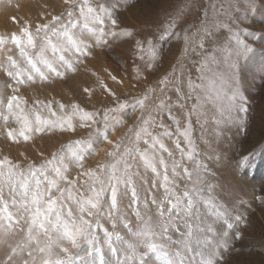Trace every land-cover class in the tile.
I'll list each match as a JSON object with an SVG mask.
<instances>
[{
	"label": "snow or ice",
	"instance_id": "snow-or-ice-1",
	"mask_svg": "<svg viewBox=\"0 0 264 264\" xmlns=\"http://www.w3.org/2000/svg\"><path fill=\"white\" fill-rule=\"evenodd\" d=\"M198 2L184 0L161 35L183 39L184 59L193 51H200L201 69L220 66L212 89L222 113L217 122L222 141L223 125H231L241 133L248 128L249 107L238 83L237 68L251 46L231 21L242 7L252 10L256 0H248L247 5L242 0H223L219 8L213 6L210 16L205 14L198 23L181 29L185 15ZM117 6V0H59L51 6L56 14H48L46 22L33 25L25 21L18 32L0 34V73L4 77L0 79V135L9 145L31 144L38 153L33 158L27 151H20L23 161L0 154V264H229L233 241L245 237L242 226L244 229L251 226L246 211L234 213L217 200L216 190L222 186L210 178L213 173L208 162L219 161L222 154L207 137L204 139L209 143L208 151L200 154L198 150L192 119L202 118L205 111V102L199 99L190 105L185 103L186 119L182 124L173 114V99L165 95L158 101L156 110L167 113L174 122V130L163 123V116L160 135L153 132L155 120H148L135 130L137 144L142 141L147 150L137 151L135 159L154 174L152 188L163 189L162 198L153 195L151 201L157 207L156 219L145 215L149 211L138 206L132 157L128 155L133 149L118 152V158L110 162V169L106 171L112 179L106 187L100 188L95 182L94 167L85 169L86 157L100 147L93 145V137L100 135L105 143L109 142V127L114 132L116 125L124 124L119 113L127 107V102L105 108L102 128H93L87 139L78 137L61 143L47 159L44 151L36 147L38 138L51 140L57 134L75 132L73 117H61L57 112V107L61 112L68 110L69 105L63 100L54 103L53 98L43 102L32 99L29 106L21 89L42 88L56 80L67 83L69 74H78L79 65L93 55L96 47H112L110 39L116 42L129 37L135 41L141 61L154 63L158 59L152 38L141 40L133 28L121 26ZM40 15L44 16L45 12ZM11 20L18 22L16 16ZM222 30H227L231 42L206 51V42L216 39ZM182 66L181 62L180 69ZM137 73L139 76L138 69ZM178 77L180 84L172 90L177 99L183 95L186 100L192 79L182 70ZM112 78L117 80L115 76ZM98 81L106 93L115 95L102 78ZM161 85H164L161 93L166 92L168 82L162 80ZM76 87L89 100L95 93V88L89 85ZM153 91L148 88V93ZM68 92L71 95L73 89ZM146 99L147 96L135 103L142 109ZM41 103L48 107L46 117L41 114ZM81 107L79 100L71 103V111L82 121V126L96 124L100 113L91 109L81 111ZM175 107L179 108L180 104ZM163 137L172 138L179 153L171 166L164 159V153L173 157V152ZM249 159L243 156L239 167L247 166ZM81 178L90 184L89 192L80 188ZM121 185L130 189L133 204L137 205V222L123 221L128 229L127 237L118 229L122 222L118 205ZM229 194L235 199L236 209L248 204L243 198H236L235 193ZM255 199L264 205V195ZM106 200L108 207L103 209ZM202 205L211 211V222L203 217ZM174 233L178 234L175 239Z\"/></svg>",
	"mask_w": 264,
	"mask_h": 264
},
{
	"label": "rangeland",
	"instance_id": "rangeland-1",
	"mask_svg": "<svg viewBox=\"0 0 264 264\" xmlns=\"http://www.w3.org/2000/svg\"><path fill=\"white\" fill-rule=\"evenodd\" d=\"M144 1L149 4H153L155 0H132L133 3L131 4L133 9L139 10L142 2ZM214 1L216 0H201V4L189 13L188 25L196 24L200 20L204 19L205 14L208 13L209 5H211ZM57 3H59V0H0V34L10 35L12 32H18L19 29L24 26L25 21H28L33 25L41 21L46 22L48 14H56L55 10L51 6ZM46 5L48 7H45ZM41 12H45V15H40ZM245 15L246 17L244 16V19L239 21L236 27L240 29L241 35L250 44L251 51L246 56L242 57L244 58V61L247 62L246 69L243 73L238 71L237 78L238 81H241L242 77L245 78L241 84V90L247 98V105L249 107V111L246 114L248 117V128L246 132L241 133L231 125H227L223 140L219 143L213 144V147L222 154L221 159L219 161H209L208 163L213 173L210 178L214 180V183L218 182L222 186V188H218L216 190L215 195L217 200L222 202L234 213L241 210L246 211L248 213L247 219L251 225L246 229L242 226V230L246 233L245 237L241 240L233 241V248L229 256V264H264V205H262L259 200L255 199V197L264 195V1L262 2V0H256L254 8L246 11ZM13 16L18 18L17 23H13L11 20V17ZM161 34L162 30L158 29L151 36L157 46V49H164L168 45L166 42L167 38L165 40V37H162ZM216 39L217 41H220L221 36L217 35ZM115 43L112 42V47L110 48L107 47V45L103 48L96 47L93 55L88 57L79 65L78 74L70 73L67 83H62L61 80H56L53 83L46 84L45 88L47 91L51 93L52 96L60 98L58 93L64 96H69V89L79 91L76 87L77 85H85L87 82H92L94 83L93 88H95L93 103L96 111L100 113V117L97 118L98 120L102 121V115L105 108L115 107L117 104L125 101H127V107L119 113L121 121L129 120L130 118L134 119L135 117L140 116L141 112H143V115L146 117L148 115V110L145 111V109H141L135 101L143 99L146 95L151 94L148 93L149 87L153 88L155 91L156 82L154 80H150L145 86L143 85L144 87L129 83L124 77V74L126 73L125 70L119 68V65H121L120 63L123 61V58L125 62L131 65V54L125 53L124 56L114 54L113 50L115 51V47H117V44ZM255 49L258 50V60L255 58L249 61L250 55H252V52ZM183 50L184 48L169 67V71L161 76L159 80L163 79L165 75H173L176 73V69H178L181 62L185 60L182 55ZM99 53L102 57L107 59L108 62L119 69L120 75L122 74L119 80L124 83L123 85H120L117 80L113 81L111 80V77L102 74L101 70H99L101 73L97 71L96 56H98ZM166 56L171 57L172 55L166 53ZM198 58L199 56H197V61ZM142 62L143 63H140L138 66L139 68H143L146 65L144 61ZM239 64H243V61ZM134 69L135 67H132L133 73L135 74L137 72H134ZM93 73L96 74V83L98 85L94 82L93 75H88ZM97 76L102 78L103 81L107 83L108 87L115 93V95L106 93L104 89L99 86ZM3 78V74L0 73V79ZM244 89L246 91H244ZM41 91V88L21 89V93L29 100V106L31 105L33 95H39ZM156 98V96H153L151 100L145 102L144 104L148 103L151 105L150 107L153 108L156 106V104H154L156 102ZM193 102L194 100L191 101V103ZM149 111L151 112V110ZM173 114L177 115L183 124L186 119V115L178 111H173ZM152 115L158 122H161V117L163 116V123L174 130V122L168 118L167 113H162V111L158 110L156 114L152 113ZM192 123L194 139L201 147L202 152L208 151L199 139L200 130L195 117H193ZM102 127L103 123L98 125V128ZM116 127L118 128L119 125H116ZM228 128H230L229 131H227ZM0 130H2V126H0ZM153 132H162L159 124L153 128ZM109 134L110 136L112 134L111 126L109 127ZM97 136L100 137V139H97ZM97 136L93 137V139L96 138V140H93V145L102 147L103 136ZM163 139L169 149L170 145L177 152L173 153V157H169L166 153H164V159L168 161L169 166H171L172 159H178L179 153L174 147L172 138L163 137ZM36 147H41V141H36ZM140 147L145 148L146 145L141 141ZM20 151H27L33 158L38 155L36 148H34L31 144L24 147H18L14 144L9 145L5 141L3 135H0V154L9 155L14 160L18 159L23 161V157L19 156ZM243 156H249L250 159L248 160L247 166L239 167V161ZM136 160L137 165L132 168V172L133 182L135 184L139 200L138 206L142 210L149 211L145 215L153 216V218L156 219L158 218L157 207L153 205L151 201L153 195H155L157 199L162 198L163 189L160 188L157 191L152 188V183L155 179L154 174L150 169H146L139 159ZM158 160L159 155L157 156V161ZM73 177H75V174H73ZM229 193H235L236 198H243L248 201V204L244 205L241 209H236L234 207L235 199ZM145 203H147L146 209ZM118 205L122 220V222L118 225V229L120 230L122 236L127 237L128 229L124 227L123 221H131L132 224L137 222L135 215V208L137 205L133 204L130 189L124 185H121L119 191ZM107 207L108 201L106 200L102 205V208L107 209ZM201 212L203 217L211 222V211L205 209L202 205ZM217 228L219 229V225H217ZM173 237L174 239L177 238L178 234L174 233Z\"/></svg>",
	"mask_w": 264,
	"mask_h": 264
},
{
	"label": "clouds",
	"instance_id": "clouds-1",
	"mask_svg": "<svg viewBox=\"0 0 264 264\" xmlns=\"http://www.w3.org/2000/svg\"><path fill=\"white\" fill-rule=\"evenodd\" d=\"M219 2V0H218ZM154 46L156 45L153 41ZM135 55H137V52H135ZM199 56L200 59L198 61L193 59V56ZM160 57L158 56L159 61ZM185 60L187 63H183L182 70L185 76H190L192 79V86L188 88L187 90V99L185 100V97L181 95L179 99L177 97L172 101L173 103V109H177L175 105L177 103L180 104V107L178 108L180 113H186L187 108L184 106L185 103L190 104L191 101L194 99H199L200 101H204V108L205 111L202 114L201 117H197L196 123L199 125L200 135L199 139L202 142V144L205 146V148L208 150L209 143L205 142V137H207L208 141H214L215 143L221 142L220 133L218 131L217 122L219 121L222 113L220 109L219 102L213 95V89L212 84L214 83L215 79L218 77V74L220 72V66H211L205 69H201V54L200 51H193L190 53ZM152 62L144 61L146 64L147 70L151 69V71L154 70V65H156ZM162 63V62H161ZM161 64L156 65L155 70L159 71ZM195 68L196 76L193 77L191 69ZM139 73L141 72L140 68H137ZM137 71V70H136ZM112 78V77H111ZM99 77H97V80ZM113 79V78H112ZM167 81L168 82V91H172L173 87H178L180 84V80L178 76H172L171 74L165 75L163 79L159 80L158 83L161 85V82ZM199 81V83H197ZM42 91L39 95H33L32 99H40L42 102L45 99L53 98V102L55 103L57 100H63L66 105H69L68 110L61 112L60 108L57 107V112L60 113L61 117L71 115L73 117V123L75 126L76 131H66L62 136L57 134L56 137H53L51 140L49 139H40L37 140L41 141V147L40 150L44 151V158L47 159L49 157L50 152H56L59 148L61 143H66L69 140H75L78 137H83L85 139L88 138L89 132L93 128H98V125L102 124L103 121L97 120L96 124L91 126H82V121L75 118V113L71 111V103L75 100H79L81 107V111L84 109H91L96 110L95 105L93 103V97L89 100L88 97L81 94L79 91H76L73 89V92L69 96H64L60 93L58 95L60 98H57L56 96H52L51 93L47 91L45 86H43ZM55 90V89H54ZM167 96V94H165ZM94 96V95H93ZM127 102V101H125ZM143 109V108H142ZM41 114L43 116H47L48 114V107L43 105L41 103L40 107ZM156 108H152L151 112H155ZM151 112L145 117L143 115V112H141L140 116L135 117L134 119L129 120H123L124 124L123 126H119L116 131L112 132L109 142L105 143L104 138H102L103 146L98 147L96 150V153H89V155L86 157L87 164L85 165V169L87 170L89 167H94L97 170V175L95 176V182L98 183L100 188L106 187L108 182L112 179V177L109 175V172L106 171V169H110V162L114 158L117 157L118 152H122V150L126 149H133L132 152H129L128 155L132 157V160L130 163L132 164V168H134L137 165V160L135 159L136 152L140 150L147 151L144 148H141L140 145L137 144L135 140V130L138 128H141L145 122L148 120H155V118L152 116ZM177 117V115H175ZM180 120V119H179ZM156 121V120H155ZM181 121V120H180ZM161 122L156 121V125H160ZM226 124L223 125L224 128H226ZM156 127V126H155ZM157 135H160V133H156ZM97 139H100V137L97 136ZM66 141V142H65ZM196 141V140H195ZM197 143V141H196ZM198 145V144H197ZM122 149V150H121ZM198 150L200 154H203L201 147L198 145ZM69 163H71L69 161ZM75 173V168L72 171V175ZM80 188H83L84 192L90 191V184L85 181L84 178H81ZM98 190V189H97Z\"/></svg>",
	"mask_w": 264,
	"mask_h": 264
},
{
	"label": "bare ground",
	"instance_id": "bare-ground-1",
	"mask_svg": "<svg viewBox=\"0 0 264 264\" xmlns=\"http://www.w3.org/2000/svg\"><path fill=\"white\" fill-rule=\"evenodd\" d=\"M263 1L264 0H262V2ZM222 2H223V0H219V2H218V0H216L213 3H211V5H209V9H208L207 14L210 16V14L213 10V6L215 5V7L219 8L220 4ZM242 2L244 5L248 4V0H242ZM131 3H133L132 0H122V2H120V0H117L118 6L116 8V15H118L117 17L121 19V22H122L121 26L122 27L133 28L136 31L137 36L141 40H146L147 38H151L152 34L156 30L159 29V30L163 31V27L169 22V20L171 19V15L175 14L177 11H179L181 9V7L184 4V0H155L153 4H149L148 2L144 1V2H142V5H141L139 10H134ZM199 4H201V0H199L198 4H196L194 8H196ZM121 6H124V7H121ZM193 9H191L185 15L184 20L182 21V23L179 26L181 29L187 28L189 26L188 25L189 13H191ZM246 11H248V8L242 7L241 10L236 14L237 16L235 15V17L233 18V20L231 22L237 26V23H239V21H242L244 19V16L246 17V15H245ZM180 28H177L176 30L179 31ZM218 35L221 36V40L217 41V39H210L209 41H207L206 42V51H210L214 46L227 45L231 42L230 41V34L227 32V30H222L221 33ZM166 38H167V40H166ZM120 39H122V40L121 41L118 40V41H116V43L113 42V43L117 44V47H115L116 50L115 51L113 50L114 54H116L118 56H124L125 53H129V54H131V60L130 61H132L131 65H130L127 62H125L124 58H123V61H121V63H120L122 65V67H121V65H119V68H122L126 72L124 74L125 79L128 80V82L131 84H134V85L137 84L140 86H143V85L145 86L150 80H154L156 82L155 91L151 94L146 95L147 99L144 101V103L151 100L153 96H156L157 97L156 102L154 103V104H156V106L153 108L157 109L158 101L160 99H162L165 96V94H167V96L171 97L174 100L176 98L175 91H173V90L168 91V89H167L166 92L161 93L160 89L162 87H164V85H160L158 83V80L167 71H169V69H170L169 67L171 66V64L173 63L175 58L177 56H179L180 52L184 48L183 39L177 40L176 37L171 36V35L165 37V40L168 44L167 47L164 49L163 48L162 49L156 48L157 55L160 57V60L156 62V65L161 64L159 71L155 70L156 65H154L153 71H151V69L147 70V67L145 65L143 68H140L141 72L139 73V76H138V73L134 74L133 70H132V67H135L134 72H137L136 68H138L140 63H143L139 58V53L137 52V55H135V52H136L135 41L129 37H122ZM165 40H164V42H165ZM109 43L110 44L112 43L111 39H110ZM170 46H172V47H170ZM98 48H101V47H98ZM166 53L170 54L172 56L167 57ZM255 58H256V60H258L257 59L258 58V50L257 49H255L252 52V55H250L249 61H251L252 59H255ZM193 59L197 61V56H193ZM199 59H200V57L198 58V60ZM241 61H243V64L238 65L237 74H238V71L243 73L246 69V63L247 62L244 61V58H241L239 63ZM182 63H187V61L184 60ZM154 64H155V62H154ZM180 65H179L178 69H176V73H174L172 76H179L180 75V71H181ZM96 67H97V71L101 70L102 74H105L106 76H109V77L115 76L120 85L124 84L123 82H121L119 80V78H121V75H122V74L120 75L119 69L116 66H114L113 64H111L110 62H108L107 59L102 57V55L100 53L98 56H96ZM241 68H242V70H241ZM191 71H192L193 77L195 78V76L197 75L195 72V68L191 69ZM88 75H93V74H88ZM93 79H94V82L96 83L97 82L96 81V75H93ZM243 79H245V78L242 77L241 81H238L240 88H241V84L243 82ZM89 80H91V79H89ZM111 80H113V79H111ZM113 81H115V80H113ZM108 83H109V81H108ZM197 83H199V81H197ZM85 85H89L91 87H94L93 86L94 83H92V82H87ZM96 85H98V84L96 83ZM244 91H246V90L244 89ZM150 106L151 105L146 103V104H144V107H143V109H145V111L148 110V114L150 112L149 110L152 109ZM157 111L158 110H156L155 112H151V114L152 113L156 114ZM173 111L174 112H176V111L180 112L178 108L173 109ZM94 139L96 140V138H94ZM169 147L173 153H177L172 148V146L169 145Z\"/></svg>",
	"mask_w": 264,
	"mask_h": 264
}]
</instances>
